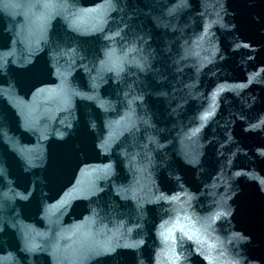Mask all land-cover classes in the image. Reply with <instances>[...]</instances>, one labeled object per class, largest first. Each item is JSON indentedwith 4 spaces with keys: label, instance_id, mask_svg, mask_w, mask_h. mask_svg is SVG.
Wrapping results in <instances>:
<instances>
[{
    "label": "water",
    "instance_id": "obj_1",
    "mask_svg": "<svg viewBox=\"0 0 264 264\" xmlns=\"http://www.w3.org/2000/svg\"><path fill=\"white\" fill-rule=\"evenodd\" d=\"M0 264H264V0H0Z\"/></svg>",
    "mask_w": 264,
    "mask_h": 264
}]
</instances>
